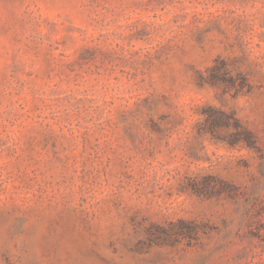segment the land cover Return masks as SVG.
Wrapping results in <instances>:
<instances>
[{
    "label": "rangeland",
    "instance_id": "obj_1",
    "mask_svg": "<svg viewBox=\"0 0 264 264\" xmlns=\"http://www.w3.org/2000/svg\"><path fill=\"white\" fill-rule=\"evenodd\" d=\"M0 264H264V0H0Z\"/></svg>",
    "mask_w": 264,
    "mask_h": 264
}]
</instances>
